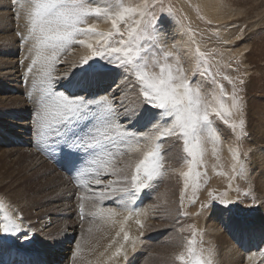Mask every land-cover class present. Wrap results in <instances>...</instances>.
Segmentation results:
<instances>
[{
	"label": "snow or ice",
	"instance_id": "snow-or-ice-1",
	"mask_svg": "<svg viewBox=\"0 0 264 264\" xmlns=\"http://www.w3.org/2000/svg\"><path fill=\"white\" fill-rule=\"evenodd\" d=\"M13 3L19 4L25 17L26 32L18 35H22L23 41H33L29 51L34 54L25 76L38 68L44 85L34 116L36 146L41 151L51 147L58 152L57 162L66 164L78 187L92 193L81 194L82 218L85 200H95L87 212L89 216L105 224H120L110 242L117 243L116 237L123 233V242L118 243L109 258L114 259L124 252L125 243L135 247L136 239L125 230L124 224L132 216L141 215L132 206L157 178L166 171L179 173L183 182L181 207L186 192L195 193L199 189L201 179L206 177V172L200 170L208 150L206 145L211 143L216 155L221 140L215 120L228 126L237 141L247 136L243 98L228 77L224 78L233 83L231 93L221 86L216 94L209 95L198 82H193L201 64L205 66L204 73L209 74L208 59L197 47L193 73L185 72L178 54L160 44L163 15L157 17L152 11L155 6L152 0L138 3L132 0H13ZM90 18H94L92 23L88 22ZM100 21L109 23L110 28L101 29ZM73 45L86 47L88 54L74 62L69 72L54 77L52 73L60 63V56ZM108 65L124 69L132 77L141 105L139 114L133 110L134 123L151 124L147 131L120 123L118 102L112 96L89 98L91 94L86 89L90 80L104 74ZM156 68L158 71L153 70ZM60 80H65L68 86L64 91H55ZM239 83L244 81L241 79ZM166 141L181 142L180 159L186 169L165 168L164 153L171 146ZM230 151L232 176H243L245 165L239 158L238 148ZM208 196V205L217 201L223 205L233 203L226 193L215 194L209 189ZM109 201H114L117 207L103 206ZM0 210H3L0 233L19 232L18 221L22 217L13 218L3 202ZM135 222L143 227L140 219ZM188 227L192 228V236L186 240L184 251L175 255V260L180 264H215L214 246L204 248L202 241L196 239L195 227ZM82 251L78 243L76 254Z\"/></svg>",
	"mask_w": 264,
	"mask_h": 264
},
{
	"label": "rangeland",
	"instance_id": "rangeland-1",
	"mask_svg": "<svg viewBox=\"0 0 264 264\" xmlns=\"http://www.w3.org/2000/svg\"><path fill=\"white\" fill-rule=\"evenodd\" d=\"M132 2L138 3L140 0H132ZM152 2L155 5L152 8V11L156 14V16L159 17L163 15V24L161 26L162 38L160 40V44L165 48V50H172L178 54L181 65L187 74L192 75L193 69L196 66L195 49L199 47L200 51L205 53L208 59L207 67L209 69V74L204 73L203 69L205 66L201 64L200 70L194 76L193 82H198L202 86V90L209 95L216 94L221 86L225 92L231 93L233 83L236 85L237 89H239V95L243 98L245 104V131L247 136L237 141L233 131L228 126L224 125L219 120H215V127H217L219 133L221 134V140L217 146L218 151L216 155H213L212 144L208 143L206 145L208 150L204 156V165L200 169L202 172H206V177L201 179V186L199 189L195 193L191 192V190L186 192L183 206L181 207L180 191L183 187V182L179 173L173 172V174L172 171H166L159 179L157 178L149 188L145 189L141 193L143 196L139 195L144 200V203H147V209L152 207L149 209L151 213L148 212L150 215L141 220L146 228L142 227V230H139L140 226L135 224L136 230L129 231L130 236L136 239L135 247L133 248L130 246V242L125 243V251L121 252V254L125 255V264H152L149 258L153 257L155 254L154 252L162 250L169 252L172 249L169 247L170 244H172L173 249L175 251L177 250V254H179L184 251L186 240L192 236V228L188 226H194L197 230V241H202V246L204 248L214 246L215 264H220L218 260V250L220 246H218L217 242H215L216 239L213 236L214 234H221V236L223 235L226 237L225 239L229 238L235 247L242 250L244 243H251L253 239L251 234L253 232H250L249 227H254L256 230L259 228L261 229L262 234L264 233V217H262V215L259 217V214L264 207V199L261 198L255 181V176L257 175V164L254 165V148L252 149L251 145L254 140L253 137L255 133L259 135L258 132L262 129L264 130V0H218L219 6L222 10L226 11L227 9L232 12V15L228 17V20H224L227 21V23L233 22V24L236 25L232 31H221V23L220 25L213 23L207 17L204 10L200 6V0H152ZM8 4L9 11L11 10L10 16L14 23L13 27L16 29L14 33L18 51L20 50L25 54L22 55L21 63L26 66V72L28 65L31 63V54H34L30 53L28 50L33 47L30 44L33 41L31 42V40H29L24 41L23 43L22 35H18V33L21 32L24 34L26 32L24 23L25 17L24 21L20 18L24 12L22 13L23 10L19 8L20 6L18 3L16 5L13 4V0H8ZM12 8H14V10ZM161 9L164 11L161 12ZM168 9H171V11H168ZM17 10L19 11V15ZM93 19L94 18H90L88 22H93ZM17 21H20V23H18V29L16 27ZM99 23L100 26L101 24L103 26L104 21H100ZM105 25L106 26H101L100 28L108 30L110 28V24L106 23ZM183 36L186 37H184L185 41ZM177 37L180 38L181 41H179ZM182 41L188 42L187 44L183 42V44L186 45L190 43V46L182 44L184 46L183 47L182 45H179ZM24 44L25 46H23ZM74 46L77 47L78 45H73L72 49L75 48ZM178 46H181L182 48H179ZM70 51H66L60 56V63L57 64L59 67H56V72L54 71L56 74H53L54 72L52 73L55 77L67 73L72 69L74 62L69 63L68 61V63H65L63 61L66 54L69 55ZM61 66L62 68H60ZM153 70L158 71V68ZM77 75H79V73H77ZM224 77L230 78L233 83H229V79H225ZM241 79L244 81L243 84L239 83V80ZM27 80L26 89H24L25 91L24 94L22 93V97H25L24 99L27 101L28 108H30V111H32L35 115L37 110L35 107L38 105L36 103H38L40 96L43 94L44 88V85L40 82L38 68L34 69L33 73L27 76ZM24 85L25 84L23 82V86ZM88 87L93 88L91 92H88L91 94L89 98H92V96L99 97L102 95L112 96L118 102L117 106L119 110L120 123L124 125L132 124L133 126L136 124V128H139L141 121L134 123L135 115L133 114V110H135V114H139V108L141 106L137 100V89L134 86L132 77L124 69H117L108 65L104 74L96 76L90 80ZM117 89L120 91L118 94L116 92ZM80 94L83 95L84 93L80 92L79 95ZM125 105H128V107ZM125 109H128L129 111L126 112ZM126 116L127 118H125ZM33 143H31V146L34 147L29 146V148H31L29 150H31L32 155L44 154L45 156L42 155L43 157H41H45L44 159L46 160V163L53 167L52 169L54 170L61 168L63 170L62 176L67 177V166L66 168H63V164L57 162L60 158L59 153L53 151L51 147H49L48 151H39L36 149L37 146L35 140ZM165 143L171 145L164 153V155L167 156L165 168L167 169L171 166V168L177 167L176 169H181L184 167L186 169V165H183V161L180 159L182 156L181 142L166 141ZM258 144L261 145L263 143L258 142ZM233 148H238L239 158L244 162L245 174L243 176H232L233 159L232 151H230V149ZM24 152H26V147L24 148ZM16 159L21 161V163L26 162L25 158L20 155L18 151L16 152ZM217 172H224L227 173V175H220L217 174ZM67 178L69 181L66 180V182L68 181L71 186L73 185V189L74 184L70 180L72 178H70L69 175ZM168 189H170V194L168 193ZM209 189L213 190L215 194L226 193L227 199L233 201V203L223 205L217 201L208 205L210 200L208 196ZM153 190L155 192H153ZM157 193H160L159 196ZM89 194L92 193L89 192ZM161 194L162 198L160 197ZM58 200H61V198H50L46 200V202L54 203ZM91 201H93V204L96 203L95 200ZM0 202H3L7 211L13 215V218L16 216L22 217V219L18 221V223L21 222L20 225L22 226L20 231L15 234L3 233V240H7L10 246L14 245L18 248L21 244H23L20 246L19 250L23 251L22 249L25 250L26 248V252L31 253V251H34L35 249L33 241V237H35L33 234L34 231L32 229H29L30 231L28 230V228H31L34 225V221H30L32 217L29 215L28 220L21 212L17 211L16 213V210H14L15 208L11 206L7 200L5 201V199H2L1 197ZM109 204H115V202H105L103 206L107 207ZM202 205L208 206L202 207ZM8 206L10 207L8 208ZM10 208L12 209V212ZM0 212V216H2L3 210H0ZM43 214V217L46 216L45 214L49 215L50 210L44 211ZM72 218V221L75 219H77V221L79 219L80 221L77 223L74 221L73 226L75 229L79 228L80 224L78 223H82L83 219L85 220V216L82 218L81 214L78 215V218L74 217V215ZM97 222L101 225V227L96 226L91 232H87L85 230L84 236L90 237L91 240H99L102 238L104 235V230L102 231V228L105 226V223H102L99 219H97ZM212 223L218 225L220 227V231L215 232L210 229ZM180 229H184V231L181 232ZM22 235L25 236L23 237ZM260 236L261 234L257 236L258 239L261 238ZM25 237H27L28 240H25ZM257 237L254 238V241H257ZM262 238L259 239L260 241L258 240L256 244L249 245L254 248L251 251L257 252V250L260 249V254L258 252L256 254V260L254 259L256 255L250 259L244 258V264L264 263V234ZM31 240L33 241L32 243ZM199 246L200 245L198 244V247ZM249 260L252 261L249 262ZM163 263L180 264V262L175 259L172 260L170 256H168V261ZM0 264L3 263L0 261Z\"/></svg>",
	"mask_w": 264,
	"mask_h": 264
},
{
	"label": "bare ground",
	"instance_id": "bare-ground-1",
	"mask_svg": "<svg viewBox=\"0 0 264 264\" xmlns=\"http://www.w3.org/2000/svg\"><path fill=\"white\" fill-rule=\"evenodd\" d=\"M200 6L204 10V13L207 15V17L213 23H217L219 25L221 23V26H220L221 31H224V30L232 31L236 27V25H234L233 22L227 23V21H224L225 19L228 20V17L232 15V12L227 9L226 11L222 10V8L219 6L218 0H200ZM12 9L14 10V8ZM10 11H9L8 0H0V194H1L0 197L2 199H5V201L7 200L8 203H10V205L15 208L14 210H16V213L17 211L21 212L24 216L27 217V219L29 215L32 217L30 221L31 220L34 221V223L32 222L34 225L31 228H28V230L32 229L34 231L33 232L35 236L33 237L34 240L32 238L31 239L34 241L35 249L34 251H31V253H28L26 252V248L25 250L22 249L23 251L19 250L20 246L23 244H21L19 248L14 245L10 246L7 240L6 241L3 240L4 239L2 235L3 233H0V261L3 264H125V260H126L125 255H122L121 253L117 255L114 259H109L110 257L113 256V253L115 252V248L118 246V243L123 242V233H121L119 237H116L117 243L110 244V242L113 240V237L116 236V232L119 231L120 224L119 223L105 224L104 227L102 226L103 227L102 231L104 230V235L99 240H91L90 237L84 236L85 230L89 232L90 227L92 229H95L96 226L101 227V225L97 222V219L96 221H94L91 216L86 215L88 210L92 208L93 201L85 200V208H86L85 215H84L85 220L83 219L82 223H78L80 224V226L78 229H75L73 226L74 221L76 223L80 221L79 219L78 221L77 219L72 221L73 220L72 217L74 215V217L78 218V215L81 214L79 206H78L81 202L80 200L81 194H84L85 196H89L91 194H89V192L86 191L85 189L77 186V182L72 172H70L69 170L67 171L69 177L72 178L70 180L74 184L73 189H72L73 185L71 186L68 183L69 181V179L67 178L68 175L66 174L67 177L62 176L63 170L61 168L57 169L58 171L52 169L53 167H51L50 165L46 163V160L44 159L45 157L42 158L43 156H45L44 154L41 153L43 156L39 154L32 155L31 150H29L31 149L29 148V146L34 147V146H31V143H33V141L35 140L34 133H33L35 115L32 111H30L31 109L28 108L27 101H25L24 99L25 97L24 98L22 97V93L24 94V91H25L24 89H26L28 80H27V77L25 76L26 66H24L23 63H21V58L24 53H22L20 50L18 51V46L16 43L17 41L15 39V33H14L16 29L13 27L14 23H13V19L10 16ZM17 12L19 11L17 10ZM20 18L22 21H24V14H22ZM18 23H20V21H17L16 23L17 29L19 28ZM105 24L106 23L104 22L103 26H106ZM101 26L99 23V27ZM105 28H108V27H105ZM184 37L185 36H183V38ZM185 38H184V41H185ZM178 39L179 41H181L180 38ZM184 41H182V43L179 45H182ZM184 43L187 44L188 42H184ZM25 44L23 46H25ZM30 44L33 46V42ZM186 44H183V45H186ZM177 45H178V42H177ZM186 46H190V43ZM87 53H88V50L86 47H82L78 45L77 47L73 48L70 51L69 55L65 53L66 56L64 57L63 61L65 63L66 62L68 63V61L69 63H73L79 60V58L82 55H85ZM56 67H59V66H56ZM60 68H62V66ZM55 72L53 74H56ZM53 76L55 77V75ZM23 82L25 84L24 86H23ZM67 86L68 85L65 80H60L58 83H56L54 90L64 91V88ZM92 89H93L92 87H87L86 90L87 92H91ZM116 92L118 94V92L120 91L117 89ZM79 93L80 92H78L77 94ZM125 106L128 107V105H125ZM35 108H37V106ZM153 123H155V121H153ZM142 124H143V121H141L139 128H136V124L135 126L133 125L132 126L134 129H138L139 131H147V129L151 127V124H147L146 126H141ZM263 126H264V116H263ZM263 131H264L263 129L259 131L258 132L259 135L255 133L253 137L254 140L252 141L251 145H252V149L254 148V151H253L254 165L257 164L256 165L257 175L255 176V181L257 183L260 196L261 198L264 199V188H263V184H264V153H263L264 151L263 137L264 136L263 135H264V132ZM258 142L259 143L261 142L263 144L260 145L258 144ZM25 147H26V152H24ZM17 151L19 152L20 155H22L25 158V161H26L25 163H21V161L16 159ZM63 168H66V164H63ZM111 178L112 177H105V179H111ZM66 180L68 181L66 182ZM153 192L155 191L153 190ZM169 192H170V189H168V193ZM140 195L143 196V194H140ZM161 196L162 194L160 195V197ZM50 198L51 199L61 198V200H58L57 202H54V203H47L46 200ZM141 199L142 198L138 196L135 204L132 206L134 211L141 213V215H139L138 217L132 216L124 224V228L128 232L132 230H136V225H137L135 222L136 219L142 220L146 216L150 215L148 212H150L149 209L152 207L147 209L148 208L147 203H144V200L142 199L141 201ZM9 207L10 206H8V208ZM107 207H117V206L115 203V204H109ZM12 209H11V212H12ZM48 210H50V214L49 215L45 214L46 216L43 217L44 211H48ZM260 215L264 217V207L261 210L259 217ZM122 218H123L122 216L117 217V220H121ZM215 223L211 224L210 229H212L215 232L220 231L219 229L220 227L216 225ZM144 226L145 225H143V228H146ZM139 228H140L139 230H142V227H139ZM249 230L250 232H253L251 233L253 236V239L251 243L248 241H247L248 243H244V247L242 248V250L235 247L232 244V242L229 240V238L225 239L226 237H224L223 235L221 236V234L213 235L216 239L215 242H217L218 246H220L218 250V260L220 264H244V258H248V259L253 258V256H255L257 252L260 254V249H258L257 252L251 251L254 248L249 245L256 244L257 241L262 238L264 233L262 234L261 229L259 228L256 230L254 227H249ZM259 234H261L260 236L261 238L258 239L257 236ZM256 237H257V241L256 240L254 241V238ZM25 238H26L25 240H28L27 237ZM32 240H31V243L33 242ZM85 240H87V243H85ZM78 243L81 245V248L83 249V251L76 254V247ZM169 247L172 248L171 251L169 252L165 250L154 252L155 254L153 255V257L149 258L151 263L152 264H164L163 262L168 261V256H170L172 260L175 259L174 257L177 254V250L175 251L173 249L172 244H170ZM28 249H31V248H28ZM138 250H139V247H138ZM101 253H103V255H101ZM256 257L257 255L254 257V259ZM250 261L252 260H249V262Z\"/></svg>",
	"mask_w": 264,
	"mask_h": 264
}]
</instances>
